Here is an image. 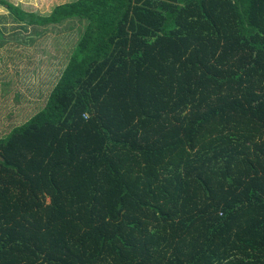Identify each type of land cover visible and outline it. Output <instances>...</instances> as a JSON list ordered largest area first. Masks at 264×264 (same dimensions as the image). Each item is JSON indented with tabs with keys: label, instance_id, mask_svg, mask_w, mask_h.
I'll list each match as a JSON object with an SVG mask.
<instances>
[{
	"label": "trees",
	"instance_id": "trees-1",
	"mask_svg": "<svg viewBox=\"0 0 264 264\" xmlns=\"http://www.w3.org/2000/svg\"><path fill=\"white\" fill-rule=\"evenodd\" d=\"M0 6L83 25L0 137V264H264V0Z\"/></svg>",
	"mask_w": 264,
	"mask_h": 264
},
{
	"label": "rangeland",
	"instance_id": "rangeland-1",
	"mask_svg": "<svg viewBox=\"0 0 264 264\" xmlns=\"http://www.w3.org/2000/svg\"><path fill=\"white\" fill-rule=\"evenodd\" d=\"M4 1L26 13L44 16L57 5L74 0ZM82 27L79 26L78 30L74 22H66L54 29L41 28L37 41L32 38L36 27L19 23L5 7L0 6V137L22 126L43 107Z\"/></svg>",
	"mask_w": 264,
	"mask_h": 264
},
{
	"label": "crops",
	"instance_id": "crops-1",
	"mask_svg": "<svg viewBox=\"0 0 264 264\" xmlns=\"http://www.w3.org/2000/svg\"><path fill=\"white\" fill-rule=\"evenodd\" d=\"M50 14V12L47 14V15H49ZM47 15H44V16H47ZM49 28V27H48ZM49 29H51V28H49ZM48 37L50 36V35H47ZM39 37H40V34L39 35H36V34H33L32 35V38L33 39H37V41H39ZM21 96H23V95H21ZM25 96V95H24ZM29 97V96H28ZM32 96H30L29 98L32 100L33 98H31ZM29 101V102H32V101Z\"/></svg>",
	"mask_w": 264,
	"mask_h": 264
}]
</instances>
